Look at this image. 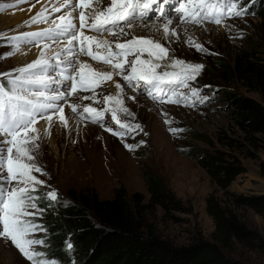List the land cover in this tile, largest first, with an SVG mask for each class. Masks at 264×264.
Segmentation results:
<instances>
[{
	"label": "rangeland",
	"instance_id": "rangeland-1",
	"mask_svg": "<svg viewBox=\"0 0 264 264\" xmlns=\"http://www.w3.org/2000/svg\"><path fill=\"white\" fill-rule=\"evenodd\" d=\"M102 1L106 2V7L108 0ZM36 2L38 0H25L23 3L18 0H0V6H5L0 11V33L6 34L5 37H0V73L15 75L13 70L24 67L39 57L45 43L55 46L54 42L46 39L37 38L36 42H33L31 37L22 36L23 33L44 30L40 24L27 25L18 33L14 31L15 24L9 29L11 31L2 27V21L6 16H12L13 11L30 8ZM171 20L169 36L165 38L163 27L166 20L150 19L151 27H154V30L158 27L150 36L169 48L170 58L175 57L205 65L197 80L192 83V87L200 89V96L193 98L187 104H172L166 102L168 92L166 89L165 102L161 103L153 100L147 93L137 92L138 88H125L123 94L119 92L116 97L124 100L123 106H126L133 115L125 116L121 113L118 115L122 121L139 123L143 131L134 132L123 139L106 131L105 127L92 123L87 118L91 113H85L84 117H81L72 113L70 109L71 103H78L81 106L78 112L82 111L83 106H91L98 110L114 107V101L104 100V97L110 94L107 84L111 80L105 81L104 87L96 92H79L81 97L89 96L93 99L77 101L75 96H72L60 101L59 103L64 105V111L72 113L79 122V127L70 125L65 127L58 119V114L53 117L50 135L45 132L47 126L45 119H40L35 124L41 136L38 141L39 149L34 153L35 162L48 174L44 176L32 173L46 182L37 187L40 193L44 194L57 191V202L61 203L66 201L67 192L71 188L96 190L101 197L109 198L114 195L116 188L121 186H124L129 194L143 193L148 200L150 194L144 173L145 169H152L185 207L183 211L174 210L169 214L158 206L150 211V218L159 231L174 242L187 243L197 233H202L206 238L211 239L215 225L206 209V200L210 194H215L237 211L248 227L264 240V128L245 131L237 115V107L228 95V92H231L236 96L251 98L264 108V89L254 81L248 83L238 77L228 78L223 75L224 69L231 67L237 59H241L243 65L264 62L262 20L252 13L243 18H227L221 25L210 22H205L202 26L183 23L177 17H171ZM139 23L144 22L139 21L132 26V29L136 27L135 25L139 27ZM172 28L178 32V38L171 36ZM125 31L128 36L114 37L117 38V42H125L126 39L137 36L131 29L125 28ZM15 36L21 37L16 42L21 51L6 57L4 54L12 50L8 37ZM189 37L197 43H202L208 51L198 52L195 47L186 43ZM57 39L62 40V37ZM94 49H96L95 45ZM81 55L90 60L86 55ZM51 56L49 54L48 57ZM142 58H149L148 54L145 53ZM166 60L159 63L166 65L164 64ZM90 61L97 71H113L111 66H102ZM76 67H79L77 62ZM66 68L72 70V66L68 65ZM163 70L157 69V72ZM167 70L179 71L178 68ZM48 72L55 74L58 70L51 67ZM113 78L121 84L124 83L120 76ZM0 83H7V79L0 77ZM66 83H53L50 90L59 89L63 92ZM178 91L190 96L188 89H178ZM71 120L72 118H69V122ZM166 120H171L172 123H166ZM105 123L111 125L114 131L120 130L111 120L109 112H105ZM173 127L184 131L173 134L169 131ZM140 141L144 143L140 144ZM125 145H137V147L129 150ZM188 148L224 150L240 160L243 170L228 187H221L195 157L183 151ZM106 159L107 167L104 164ZM238 195L255 196L260 199L261 204L237 203L234 196ZM39 202L38 200L39 208L44 209ZM30 211L35 210L30 209ZM43 213L31 219L42 224ZM45 234L46 232H37L36 238L43 239ZM250 241L254 245L236 244L232 255L246 264L264 263V250L257 245L258 239ZM34 247L45 253L44 257L35 258L37 261L51 257L46 244ZM55 260L61 264L58 259ZM0 264H32V262L22 255L10 239L0 237Z\"/></svg>",
	"mask_w": 264,
	"mask_h": 264
},
{
	"label": "snow or ice",
	"instance_id": "snow-or-ice-1",
	"mask_svg": "<svg viewBox=\"0 0 264 264\" xmlns=\"http://www.w3.org/2000/svg\"><path fill=\"white\" fill-rule=\"evenodd\" d=\"M18 2L23 3L25 0H18ZM96 2L99 4L101 0ZM173 2L174 0H163L164 4ZM92 3L93 0H78V3L77 0H48L50 7H42L25 23L42 24L49 23L51 20L52 26L37 32L23 33L22 36L31 37L33 42L41 38L54 43L62 42L57 39L58 37H67V40L63 42L65 44L63 53L55 52L53 56L48 57L45 50L50 48V44L45 43L39 57L24 67L13 70L15 75L0 73V77L7 79V83H0V181L3 182L0 183V237L10 239L32 264H58L51 257L38 261L35 259L45 256L44 252L34 247L45 244L44 239L36 238V233L47 231L42 224L31 219L46 210V208H39L37 201L44 198L57 201L58 198L55 190L46 194L40 193L37 186L44 185L46 182L32 174L35 172L44 176L48 175L35 162L34 153L39 149L38 141L41 139L35 124L40 119H45L47 122L45 132L50 135L53 117L58 114V119L65 127L68 126L69 118L64 115V105L59 102L72 96H75L77 101L93 99V97L79 95L77 81H79V91H94L105 81L113 80L114 75L120 76L124 83L116 82L115 87L121 94L125 88H138L141 82H144L149 86L148 96L161 103L165 102L166 89L168 90L166 102L172 104H187L193 98L200 96V89L192 87V83L205 68L203 63L170 58L169 48L151 36H132L125 42L109 41L103 38L106 34L113 37L120 35L127 37L125 28L131 29L139 21L144 22L140 24L141 27H148L149 14L154 11L153 5H156V10L166 20L163 34L167 38L172 20L164 13L161 0H108L107 6L98 12L94 10L86 16L84 11H79L75 16L73 15L78 7L88 8ZM3 7L5 6H0V11ZM248 7L244 0H181L175 11L183 23L202 26L205 22H210L221 25L227 18H243L251 14ZM62 9L67 10L66 14L62 13L59 17L52 19L54 13H61ZM90 18L91 23L88 22ZM86 27L96 34L86 35L84 32ZM170 34L178 38L175 28L171 29ZM5 35L0 33V37ZM20 39V36L8 37L12 50L4 54L6 57L21 51L19 44L16 43ZM186 43L195 47L198 52L208 51L202 43L195 42L191 37ZM93 45L96 49H106V53L93 51ZM145 53L149 58H142ZM62 54L68 57L67 61L60 59ZM79 54L91 57L94 61H102L110 65L113 71H97L87 62H81L77 68L76 60L72 58L78 59ZM166 59L170 60L169 64L159 63ZM65 63L72 66L71 73H68L65 68L55 74H49V68L54 66L59 68ZM168 68H178L179 71H169ZM157 69L164 70L158 73ZM62 82H68L65 91L50 90L53 83ZM178 89H188L190 96ZM157 93L160 95L158 96ZM104 100L114 101L115 106L100 110L83 106L82 111L78 112L81 106L78 103H71L70 109L72 113L81 117H84L85 113L94 114L87 118L121 139L134 132L143 131L139 123L122 121L118 115V113L125 116L133 115L126 106H123V99L109 94L104 97ZM105 112L110 113L111 120L119 126L120 130L114 131L111 125L105 123ZM165 122L172 123L171 120ZM169 131L175 134L184 130L173 127ZM143 143L144 141H140V144ZM125 146L129 150L137 147V145ZM67 247L72 249L73 245L69 243Z\"/></svg>",
	"mask_w": 264,
	"mask_h": 264
},
{
	"label": "trees",
	"instance_id": "trees-1",
	"mask_svg": "<svg viewBox=\"0 0 264 264\" xmlns=\"http://www.w3.org/2000/svg\"><path fill=\"white\" fill-rule=\"evenodd\" d=\"M244 2L264 25V0ZM223 75L254 81L264 89V62L243 65L237 59ZM228 95L245 131L264 128V108L259 103L231 92ZM183 151L195 157L221 187H228L243 170L237 157L221 149ZM144 177L148 200L141 192L129 194L124 186L116 188L109 198L101 197L96 190L71 188L65 202L39 200L46 208L41 223L47 230L43 239L49 255L61 264H246L232 255L236 244L254 245L250 240L258 239L257 245L264 250V240L215 194L206 200L215 225L211 239L197 233L187 243L174 242L159 231L150 211L158 206L169 214L185 207L154 170L145 169ZM234 198L240 204H261L255 196ZM69 243L72 249L67 247Z\"/></svg>",
	"mask_w": 264,
	"mask_h": 264
},
{
	"label": "bare ground",
	"instance_id": "bare-ground-1",
	"mask_svg": "<svg viewBox=\"0 0 264 264\" xmlns=\"http://www.w3.org/2000/svg\"><path fill=\"white\" fill-rule=\"evenodd\" d=\"M32 4V3H31ZM105 5H106V2H104V1H102L101 0V2L99 3V4H97V2H96V0H93V3H92V5H90L88 8H77L76 9V12H74L73 13V15L75 16L76 15V13L77 12H79V11H84L85 12V15L86 16H88L90 13H93L94 12V10L96 11V12H98L99 10H101V9H103L104 7H105ZM45 6H49L50 7V5H48V0H39V2H36V4L35 5H33L32 7H28V8H26V9H24V10H16L15 12L13 11L12 13V16H6V18L5 19H3L4 21H2V27H5L6 28V30H8V31H11V30H9L11 27H12V25H14L15 24V26H16V29L14 30V31H16L15 33H18V32H20L25 26H27V25H30V23L29 24H26L25 23V21H29L30 20V18L32 17V16H35L40 10H41V8L42 7H45ZM66 11L67 10H64V9H62V12L61 13H54V15L53 16H55V17H59L62 13H64V14H66ZM54 19V18H53ZM91 21V20H90ZM90 21L88 20V22L90 23ZM140 24V23H139ZM142 24V23H141ZM152 24V23H151ZM151 24H149V26L148 27H141L140 25H139V27H138V25H135L136 27H134L133 29L131 28V30H133L134 32H135V34L137 35V37H139V36H142V35H145V36H150L151 35V33L154 31H157V29H158V27H157V29L156 30H154V27H151ZM37 26L39 25V24H36ZM40 25H42V27L41 28H43V29H47V28H49V27H51L52 25H51V21H49V23H42V24H40ZM154 25V24H153ZM37 26H35V27H37ZM158 26H160V25H158ZM40 27V26H39ZM156 27V26H155ZM137 30H139V32L137 31ZM13 32V31H12ZM84 32H85V34L86 35H95L96 33L95 32H92V31H88V30H84ZM104 39H107V40H109V41H113V40H116L117 38H114V37H111L110 35H106V36H104L103 37ZM60 41H62L61 43H54V47H52L53 46V44H51V43H49L50 44V48L49 49H46L45 51H46V54H47V56H49V54H50V56H51V54H54L55 52H61V53H63V49H64V47H65V44L63 43V42H65L66 40H67V37H62V40L61 39H59ZM75 43V42H74ZM52 45V46H51ZM94 46V45H93ZM42 49V48H41ZM49 50V51H48ZM104 50V49H103ZM39 56V55H38ZM60 59L61 60H65V61H67V59H68V57H66V56H64L63 54L61 55V57H60ZM72 59H75L76 60V62L78 63V66H79V64L81 63V62H87V63H89V64H91L92 66H94V64L89 60V59H87V58H85V57H83L81 54H79V56H78V59L76 58V57H73ZM84 59V60H83ZM170 63V60H166L165 62H164V64H169ZM64 66L66 67V66H68L67 65V63H65L64 64ZM78 68V67H77ZM71 68H68V70H70ZM102 69V68H101ZM101 69H99V70H101ZM114 77H115V75H114ZM116 82H118L117 81V79L116 78H113V80H111L108 84H107V88H108V90H109V92H110V94H113V95H117V94H119V92H120V90L119 89H117L116 87H115V83ZM64 115L66 116V117H68V118H72V120H71V122H68V125H70V126H74V127H76V126H78L79 127V122H77V120L74 118V116H73V114L72 113H70V112H68V111H64ZM59 123V122H58ZM57 123V124H58ZM38 125V124H37ZM39 126H41V125H39ZM110 160V159H109ZM99 162V161H98ZM112 162V161H111ZM88 163V162H87ZM86 163V164H87ZM85 164V165H86ZM105 165H106V167H107V159H106V163H104ZM99 165V164H98ZM101 165V164H100ZM99 165V166H100ZM109 166H111V163L109 162ZM102 167V166H101ZM114 167V166H113ZM103 168V167H102ZM112 167H110V169H111ZM105 169V168H104ZM106 172H107V170H105ZM110 172V171H109Z\"/></svg>",
	"mask_w": 264,
	"mask_h": 264
}]
</instances>
